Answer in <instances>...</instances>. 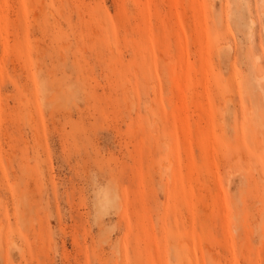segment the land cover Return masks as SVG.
<instances>
[{
    "label": "rangeland",
    "instance_id": "obj_1",
    "mask_svg": "<svg viewBox=\"0 0 264 264\" xmlns=\"http://www.w3.org/2000/svg\"><path fill=\"white\" fill-rule=\"evenodd\" d=\"M0 264H264V0H0Z\"/></svg>",
    "mask_w": 264,
    "mask_h": 264
}]
</instances>
